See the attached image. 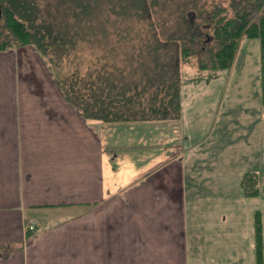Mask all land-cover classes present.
<instances>
[{
  "label": "crops",
  "instance_id": "1",
  "mask_svg": "<svg viewBox=\"0 0 264 264\" xmlns=\"http://www.w3.org/2000/svg\"><path fill=\"white\" fill-rule=\"evenodd\" d=\"M222 100L198 118L212 127L200 139L189 114L89 119L33 45L0 49V264H221L210 246L225 204L206 216L195 181L222 155L197 156L224 129ZM252 123L264 160V116ZM258 177L248 198L264 225V167Z\"/></svg>",
  "mask_w": 264,
  "mask_h": 264
},
{
  "label": "trees",
  "instance_id": "2",
  "mask_svg": "<svg viewBox=\"0 0 264 264\" xmlns=\"http://www.w3.org/2000/svg\"><path fill=\"white\" fill-rule=\"evenodd\" d=\"M15 45H33L50 65L71 104L89 119L148 121L183 116L182 63L197 58L201 70H230L239 57L241 39L260 44V102L264 116V0H232L233 15L221 3L205 0H0ZM258 11V19L252 14ZM114 13L130 20L120 39H137L123 50L124 66L108 58L115 48L105 24ZM190 13L195 15L194 19ZM1 37V35H0ZM91 37V38H90ZM104 43L103 62L85 76L62 72L63 58L80 40ZM0 38V49L9 47ZM98 48H100L97 45ZM238 57V58H237ZM64 69V66H63ZM78 71V70H77ZM245 176L247 197L257 193L256 177ZM253 183V189L250 184ZM249 185V186H247ZM255 260L264 264L262 213L255 210Z\"/></svg>",
  "mask_w": 264,
  "mask_h": 264
},
{
  "label": "rangeland",
  "instance_id": "3",
  "mask_svg": "<svg viewBox=\"0 0 264 264\" xmlns=\"http://www.w3.org/2000/svg\"><path fill=\"white\" fill-rule=\"evenodd\" d=\"M231 2L232 0H205V4L209 8H212L216 3L228 7V15H233ZM106 16L108 19L104 20L105 24L112 31V42L108 43V48H115L116 52H112L111 57L107 59V57H102L104 52L101 50V46H105L104 43H97L91 39L80 40L77 47L68 56H64L62 72L71 76L76 71L81 76H85L89 70L95 69L97 61L103 62L106 59L110 61L108 63L111 64V69L112 61L118 66H124L123 50L126 47H132L131 45L136 44L138 40H131L132 34L126 38L127 40L120 39L121 37L119 38L115 34L130 25V20L125 21L111 12L109 15L105 13L103 17L106 18ZM193 16L195 17L193 13H190V17L194 19ZM252 18L258 19V11L252 14ZM0 35L1 40L7 41L9 46L17 43L16 38L6 27L2 7L0 9ZM39 55L42 57L40 53ZM238 57L231 69L224 71L201 70L197 65V58L192 59L189 65L184 63L181 65L183 102H185L183 114L184 117L189 114L190 119H194L192 122L193 131L196 133L194 139H200L202 132L210 134L212 127L209 122L208 126L198 131V128L201 127L198 118L203 117L204 121L202 122H206L211 115L214 117L219 104L217 102L222 100V95L224 97L219 113L220 125L224 129L221 128L220 132H215L217 140L214 141L213 138V141L206 142L205 147L207 146L209 149L208 152L197 156L204 154L210 157L212 153L213 158H211L215 159L217 154L222 153V155L218 160L207 162L204 169L203 163L200 162L202 164L198 165L203 174H197L195 181L196 189L199 190L197 191L198 195L202 199L201 205L206 209V216L209 214V205L219 209L225 204L219 212L222 216L219 229L225 231L220 233L221 241L212 240L210 246L213 254L221 259V264H255L256 262L254 256L256 253L254 239L256 208H254L255 203L245 194L244 172L247 171L250 175L255 176L256 183H258V173H261L264 167L263 155L261 152L258 154L261 145L256 144L255 131L251 126L257 116L262 115L259 40L243 37ZM220 92L222 94L217 96ZM195 128L197 130H194ZM219 148H221L220 151ZM252 185L253 183L250 184L251 189H253ZM208 197L211 200H205ZM260 212L262 213V210ZM200 220L203 224L199 225L201 226L199 232L211 235V232L215 230L210 226L212 221L204 223V217H201ZM191 229L193 230L192 224Z\"/></svg>",
  "mask_w": 264,
  "mask_h": 264
},
{
  "label": "built area",
  "instance_id": "4",
  "mask_svg": "<svg viewBox=\"0 0 264 264\" xmlns=\"http://www.w3.org/2000/svg\"><path fill=\"white\" fill-rule=\"evenodd\" d=\"M29 228H30V229H33V228H34V226L30 225V226H29Z\"/></svg>",
  "mask_w": 264,
  "mask_h": 264
}]
</instances>
